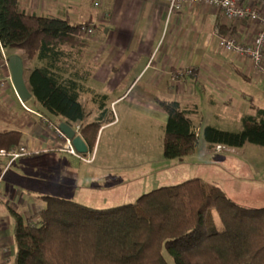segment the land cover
<instances>
[{"label": "trees", "instance_id": "obj_1", "mask_svg": "<svg viewBox=\"0 0 264 264\" xmlns=\"http://www.w3.org/2000/svg\"><path fill=\"white\" fill-rule=\"evenodd\" d=\"M83 26L91 24L39 16L27 12L21 0H0L2 49L36 62L26 80L30 108L56 127L79 124L78 133L93 152L100 130L115 116L110 97L89 85L94 67L88 62L90 41ZM224 27L218 25L219 34L234 37ZM191 71L183 74L194 77ZM84 97L95 106L92 119ZM156 103L168 117L166 159L193 153L201 120L197 110L176 100L157 98ZM249 104L251 113L242 116L241 130L204 127L209 147L264 146V107L253 99ZM22 108L20 113L0 100V153L22 147V130L35 115ZM42 199L45 207L33 220L9 208L17 246L13 264H264V207H242L201 178L106 208L57 196Z\"/></svg>", "mask_w": 264, "mask_h": 264}, {"label": "crops", "instance_id": "obj_2", "mask_svg": "<svg viewBox=\"0 0 264 264\" xmlns=\"http://www.w3.org/2000/svg\"><path fill=\"white\" fill-rule=\"evenodd\" d=\"M96 2L100 5L95 6ZM244 2L264 16L254 0ZM21 3L32 14L89 22L94 27L89 39L88 62L94 67L89 85L110 97L111 108L113 103L124 106L121 112L115 108L114 122L103 127L120 123L126 109L144 121L159 122L164 129L168 117L156 103L157 98L179 101L197 110L200 119L207 105L218 109L229 107L231 113L244 115L250 109V99L257 104L249 86L264 85V76L253 68L249 58L223 49L218 25H224L227 34L234 32L233 38L240 42L252 44L262 24L229 20L217 8L196 5H185L168 18L166 4L161 0H21ZM35 65V61L24 59L28 73ZM188 69L195 71L194 77L183 74ZM27 77L25 71L26 80ZM0 100L22 113L19 99L12 100L0 92ZM24 105L35 114L22 130L26 153L16 159L9 153H0V264H13L17 252L15 221L9 208L26 220H33L44 208L42 197L54 194L55 186L51 183L64 187L68 180L80 179V168L70 158L74 156L63 150L65 139L46 117L31 109V102ZM72 127L76 129V124ZM8 159L17 167L11 174H3L2 166Z\"/></svg>", "mask_w": 264, "mask_h": 264}, {"label": "rangeland", "instance_id": "obj_3", "mask_svg": "<svg viewBox=\"0 0 264 264\" xmlns=\"http://www.w3.org/2000/svg\"><path fill=\"white\" fill-rule=\"evenodd\" d=\"M90 37L86 36L88 39ZM1 53L0 44V57ZM25 71L28 75L27 69ZM249 92L255 94L257 104L264 107V85L249 86ZM2 94L18 100L12 86ZM83 102L92 119L95 106L87 97L83 98ZM112 108H118L121 112L124 106L113 103ZM226 108L206 106L200 120L201 128L198 129V146L193 153L178 159H166L164 156V129L159 122L144 121L139 115L129 114L125 109L120 123L100 130L93 152L85 154L91 160L89 164L76 156L70 157L80 168V179L68 180L65 188L61 184L51 183L55 186L52 196L80 201L95 208H106L133 202L140 195L161 186L201 178L220 187L231 201L242 207H264V146L247 143L238 148H211L204 138L203 129L207 124L231 131L242 129L243 115L231 113L229 107ZM245 113L250 114L251 110ZM15 164L8 159L2 166L3 174H11L17 167Z\"/></svg>", "mask_w": 264, "mask_h": 264}, {"label": "built area", "instance_id": "obj_4", "mask_svg": "<svg viewBox=\"0 0 264 264\" xmlns=\"http://www.w3.org/2000/svg\"><path fill=\"white\" fill-rule=\"evenodd\" d=\"M166 4L167 17L170 18L173 14L180 12L185 5H196L201 7H211L221 10L229 20L248 21L252 23L262 24L263 28L260 29L252 44H245L233 37H221L220 42L224 50L231 52L238 57L249 58L252 62L253 68L264 76V16L261 11L256 9L253 5L246 4L244 0H161ZM264 12V0H254ZM98 2L95 6H99ZM82 33L86 37L94 33V27L83 26ZM8 54L2 49L0 57V92L2 93L6 88L13 86L11 73L8 65ZM191 69L186 70V74H191ZM25 107L24 103H21ZM57 133L65 139L63 150L69 154L78 157L84 162L91 160L83 154H79L73 147L72 142L61 132L58 127H54ZM80 126L76 124V131L78 132ZM24 147H20L9 152L13 158H19L25 154Z\"/></svg>", "mask_w": 264, "mask_h": 264}, {"label": "water", "instance_id": "obj_5", "mask_svg": "<svg viewBox=\"0 0 264 264\" xmlns=\"http://www.w3.org/2000/svg\"><path fill=\"white\" fill-rule=\"evenodd\" d=\"M8 65L11 73V79L21 103H26L32 98L25 79L24 60L19 54H12L8 57ZM58 128L72 142L73 147L79 154L89 153V148L80 134L68 123H61Z\"/></svg>", "mask_w": 264, "mask_h": 264}]
</instances>
